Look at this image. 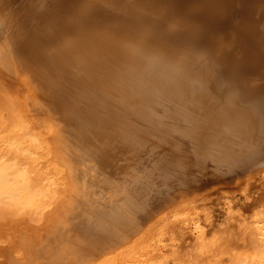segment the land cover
I'll return each mask as SVG.
<instances>
[{"label":"bare ground","instance_id":"1","mask_svg":"<svg viewBox=\"0 0 264 264\" xmlns=\"http://www.w3.org/2000/svg\"><path fill=\"white\" fill-rule=\"evenodd\" d=\"M37 4L25 36L17 34L14 37L16 42L19 41L16 48L5 50L10 59L2 54V49L0 59L6 62L29 59L28 63L34 67L31 72L34 80L43 89L46 86L41 98L57 99L54 103L62 112L59 118L64 125L60 126L51 118L35 97L33 105L25 104V109L4 115L2 112L6 108L1 111L3 93L0 91V226L26 224L37 227L49 213H55L64 202L71 201L81 192L79 185L87 175L83 164L88 157L84 152L78 153L77 147L92 149L94 156L92 136L96 138L100 131L103 134L111 122L110 129L114 131L122 133L127 129L124 125L120 128L117 125L120 119L113 116L114 112H120L113 111L119 103L113 96L117 101L122 96V91L115 90L122 86H117L115 75L122 68L128 71L130 81L135 82L124 88L127 95L137 96L142 92L139 96L143 93L145 96L146 92L140 91V86L147 91L146 100H151L158 98L166 88L175 87V93L183 102H191L189 111L184 110V117H176L175 121L191 119L198 126L214 120L217 134L224 130L243 140L258 137L253 140L260 146L261 141L257 139L264 137V86L255 87L253 80L258 71L264 69V0H40ZM7 19L0 9V38L9 31ZM96 22L100 25L104 22L105 26L92 33L90 27ZM228 22L229 27L235 28L234 32L229 31ZM52 30L58 35L68 32L70 39L64 44H59L57 38L44 39V34ZM129 30L131 38L125 39L122 35ZM46 59L48 61L44 62ZM79 69L85 71L84 75H77ZM40 70L42 77L38 79L35 72ZM97 70L107 75L103 76L109 82L108 90L112 89L111 97L108 95L106 100L108 103L104 102L106 96L101 92L103 84H96ZM137 88L140 89L138 94ZM87 96L94 99L89 103L96 102L97 106L103 107L104 117H100L98 108L86 109ZM95 99L104 102L103 105H98ZM111 100L117 104L110 105ZM126 100L121 101L125 103ZM146 100L139 99V102L146 106ZM151 105L156 107L153 102ZM146 107L150 111L154 109ZM11 108L9 106V110ZM118 108L121 109L120 105ZM113 125L118 129L115 130ZM133 136L138 138L140 134L133 133ZM222 139L218 136V143ZM237 141L233 143L238 146ZM111 147L113 144L109 143L103 147V152L97 149L95 158L98 160L99 157L98 161L103 165L110 160ZM141 200H137L139 204ZM174 205L172 211L159 217L154 226L141 236L129 239L123 249L100 264H149L148 259L144 260L145 256L156 258L168 246L164 239L176 245L187 230L199 232L201 226L199 228L197 224L196 205L187 199H179ZM262 235L260 243L254 246V255L233 264H257L264 260ZM183 251L189 254V249ZM192 253L190 257L194 256ZM184 255L185 252L182 258ZM188 259L186 261L192 260Z\"/></svg>","mask_w":264,"mask_h":264},{"label":"rangeland","instance_id":"2","mask_svg":"<svg viewBox=\"0 0 264 264\" xmlns=\"http://www.w3.org/2000/svg\"><path fill=\"white\" fill-rule=\"evenodd\" d=\"M39 2L40 0L0 1L2 3L0 9L8 17L7 29H9L0 38V49L4 56H6V48H16L19 42H16L17 39H15L17 34L25 36L26 28H29ZM103 24L104 22L101 25L96 22L90 27V30L92 33H97L103 29L100 28L105 26ZM229 28L230 32L235 31L234 27ZM130 31L122 36L125 39L131 38ZM85 32L88 34V31ZM44 35V39L57 38L59 44H64L70 39L68 32L58 35L55 30H52ZM51 46L47 48L48 54L51 51ZM6 57L10 59V57ZM28 60L6 62L0 59V91L3 93L1 111L6 108L2 113L8 116L15 110H23L25 104L28 106L35 103L33 100L35 97L38 105L45 109L60 126H63L64 123L59 118L62 112H59V107L55 105L57 99L45 100L41 98V95L46 92V86L43 89L39 82L36 83L34 75L31 73L34 67L28 63ZM46 61L48 59L44 60V62ZM122 70L115 74L118 78L117 86L122 85L115 90L122 91V96L118 99L127 100L124 103L120 99L117 101L115 98V100L116 96H113V100L119 103L111 100L109 104L112 106L117 104L118 107L120 105V108L124 109L121 110L118 107L115 109V107L113 111L120 112H114L113 116L117 115L118 118L114 116L116 120L120 119L117 120L119 122L117 125L120 128L124 125L123 128H127L129 132L127 129L122 133L110 129L112 128L111 122L110 127H107L108 130L103 134H100V131L96 138L91 137L92 144L95 143L91 144L95 154H98V148L103 152V147L106 144H113L112 149L108 152L111 161L108 159L103 165L98 161L99 157L97 160L95 154L91 155L92 149L77 147L78 153L84 152V156L88 157V160L85 162L84 158L85 163L83 162L85 175H87L86 180H83V183L79 185L81 192L72 197L71 201L64 202L55 213H49L37 227L25 226L26 224L1 225L0 264H100L123 249L129 239L141 236L146 229L154 226L153 224L159 217L172 211L175 202L179 199H187L196 205L197 222H199L197 224L199 228L201 226L199 230L202 235L200 231L187 230L183 233L184 236L179 235L182 240L178 241L180 246L178 243L171 244L169 239H164V244L168 246L162 249L156 258L146 255L144 260L148 259L147 263L233 264L238 259L254 255V246L260 243L262 234H264V137H261L263 140L260 137L257 139V141H261L259 146V143H254L258 137L243 140L240 136L237 138L224 130L222 134H217V123L214 120H207L205 123L203 121L204 124L198 125L200 127L195 126L197 123L191 119H186L188 122L183 119L175 121L176 117H184V110L189 111L190 101L183 102L176 94L177 92L175 93V87L166 88L163 92L161 91L160 97L152 96L151 100H146L147 91L140 86L138 88L141 90L137 88L136 92L137 94L140 91L146 92L145 96L144 93L142 97L139 96L142 92L137 95L138 97L131 94L129 96V93L127 95L123 90L127 85L133 86L135 82L130 81L126 69L122 68ZM77 71L79 76L85 73L80 69ZM97 71L96 74L101 83L97 79L96 84H103L100 87L103 89L101 92H104L103 94L106 96L103 97L104 102L108 103L106 100L108 95L111 97L112 89L108 90L110 86L105 79L107 75L100 70ZM35 73L38 79H41L42 71ZM141 79L144 81L145 77L142 76ZM127 80L128 82H126ZM253 81L256 84L255 87L262 88L264 86V69L258 71V76ZM98 95L100 96V94ZM87 97L88 102L85 101L86 104H84L86 109L89 107L88 109L96 108L97 110L98 108V114H101L100 117H104L105 115L102 114L105 112L101 111L103 107L97 106L96 102L89 103L94 99H90V96ZM139 99L146 100L148 104L146 106L154 109L148 110L145 105L140 104ZM133 101L134 103H132ZM99 102H97L98 105L104 103ZM152 102L156 104V107L151 105ZM9 106L13 108L9 110ZM109 109L112 111V108ZM147 110L151 113H148ZM119 113L121 114L119 115ZM209 124L212 129L214 127L213 130ZM113 128L118 129L116 125H113ZM120 128L119 130H121ZM198 131H201V136ZM133 133L136 136L140 134V136L135 138ZM218 136L225 142L218 143ZM239 138L242 139V142ZM236 139L239 140L237 141L238 146L235 145ZM130 140L134 142L128 143ZM176 145L178 148L175 147ZM127 147L128 149H126ZM190 149L192 152L189 151ZM253 150L255 151L253 152ZM142 166L143 170H141ZM137 200H141L140 204L142 205ZM176 229L179 231L178 228ZM262 242L264 243V238ZM262 246L264 251V244ZM188 249L189 256L186 251H183H188ZM184 252L185 259L182 258ZM190 253L194 255V258L190 257L192 256ZM190 258H192L190 262L186 261ZM257 264H264V260Z\"/></svg>","mask_w":264,"mask_h":264}]
</instances>
